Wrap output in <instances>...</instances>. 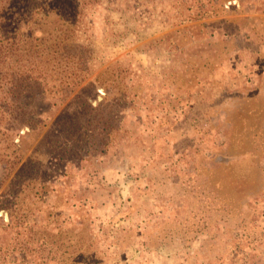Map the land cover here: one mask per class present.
<instances>
[{
  "label": "rangeland",
  "instance_id": "374dc122",
  "mask_svg": "<svg viewBox=\"0 0 264 264\" xmlns=\"http://www.w3.org/2000/svg\"><path fill=\"white\" fill-rule=\"evenodd\" d=\"M76 2L30 21L68 57L54 88L0 113V245L48 264H264V0Z\"/></svg>",
  "mask_w": 264,
  "mask_h": 264
},
{
  "label": "trees",
  "instance_id": "16d2710c",
  "mask_svg": "<svg viewBox=\"0 0 264 264\" xmlns=\"http://www.w3.org/2000/svg\"><path fill=\"white\" fill-rule=\"evenodd\" d=\"M76 1L0 0V65L5 68L9 67L7 61L11 58L17 66L14 73L13 68L12 73L8 72L9 68H6L7 72L4 73L0 67V96L3 95L0 99L1 114L5 112V108L10 107L12 110V97L14 95L21 96V90H25L27 87V90L30 89L31 93L33 92L31 98L37 102L43 100L45 95L54 88L50 83L54 75L49 71H54V65L62 64L68 57L60 55L62 52L58 48L59 45L53 46L47 52L40 48V44L34 46L33 42L39 40L36 32L38 30L44 32V30L41 27L36 29L38 26H32L30 21L33 18L36 19L37 16L44 17L51 14L57 18L56 21H52V25H54L58 20H63V11L72 6V10L75 9L79 3ZM34 49L36 50L32 52ZM31 59H35V61L31 62ZM28 83L31 85L28 86ZM22 114L23 112L19 115ZM11 115L14 114L11 112ZM8 130L10 129L8 128ZM44 248L42 245L34 246L21 242L5 244L3 240L0 245V264H18L19 258L20 264H48L49 257L32 260V253L45 254L47 249Z\"/></svg>",
  "mask_w": 264,
  "mask_h": 264
},
{
  "label": "water",
  "instance_id": "95a60500",
  "mask_svg": "<svg viewBox=\"0 0 264 264\" xmlns=\"http://www.w3.org/2000/svg\"><path fill=\"white\" fill-rule=\"evenodd\" d=\"M2 213H0V215H1Z\"/></svg>",
  "mask_w": 264,
  "mask_h": 264
}]
</instances>
